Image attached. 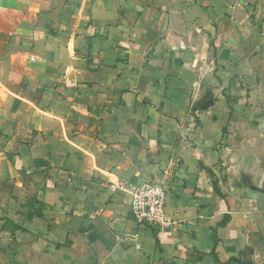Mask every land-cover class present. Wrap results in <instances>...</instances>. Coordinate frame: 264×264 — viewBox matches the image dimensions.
<instances>
[{"label":"crops","instance_id":"1","mask_svg":"<svg viewBox=\"0 0 264 264\" xmlns=\"http://www.w3.org/2000/svg\"><path fill=\"white\" fill-rule=\"evenodd\" d=\"M0 264H264V0H0Z\"/></svg>","mask_w":264,"mask_h":264},{"label":"built area","instance_id":"2","mask_svg":"<svg viewBox=\"0 0 264 264\" xmlns=\"http://www.w3.org/2000/svg\"><path fill=\"white\" fill-rule=\"evenodd\" d=\"M110 190L131 195V214L139 225L153 232H163L172 228L173 222L166 212L167 192L161 183L145 182L133 184L128 181L111 183Z\"/></svg>","mask_w":264,"mask_h":264},{"label":"rangeland","instance_id":"3","mask_svg":"<svg viewBox=\"0 0 264 264\" xmlns=\"http://www.w3.org/2000/svg\"><path fill=\"white\" fill-rule=\"evenodd\" d=\"M31 214L30 211L26 212V210L23 211V217L25 216L26 218H28Z\"/></svg>","mask_w":264,"mask_h":264}]
</instances>
